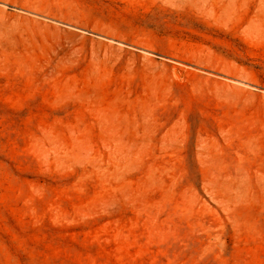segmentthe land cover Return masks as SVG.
I'll list each match as a JSON object with an SVG mask.
<instances>
[{"label":"rangeland","instance_id":"obj_1","mask_svg":"<svg viewBox=\"0 0 264 264\" xmlns=\"http://www.w3.org/2000/svg\"><path fill=\"white\" fill-rule=\"evenodd\" d=\"M0 264H264V0H0Z\"/></svg>","mask_w":264,"mask_h":264}]
</instances>
